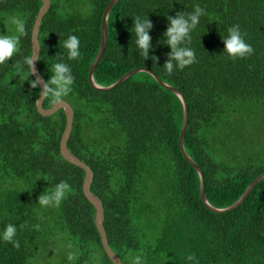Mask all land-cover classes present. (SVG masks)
<instances>
[{
	"label": "trees",
	"instance_id": "16d2710c",
	"mask_svg": "<svg viewBox=\"0 0 264 264\" xmlns=\"http://www.w3.org/2000/svg\"><path fill=\"white\" fill-rule=\"evenodd\" d=\"M110 1L50 0L37 65L45 81L58 62L75 77L64 98L74 113L67 147L93 173L90 191L102 202L110 248L122 264H134L136 257L140 264H264V178L236 209L211 212L202 203L198 174L179 148V98L147 72L107 92L90 86ZM41 5L0 2V35H15L11 17L23 19L27 33L19 51L0 65V231L14 224L20 245L0 238V264H112L94 225L95 209L82 191L84 171L60 155L64 113L43 117L36 110L40 90L30 85L34 78L25 58H31ZM197 5L205 15L188 45L197 62L168 75L167 17L191 14ZM137 16L153 24L147 60L135 43ZM237 24L254 53L232 60L223 39ZM71 35L80 40L77 60H69L63 47ZM138 68L183 94L189 111L184 148L203 173L206 199L218 209L234 204L264 173V0H118L93 79L107 87ZM42 106L50 108V99ZM61 181L71 189L61 204L39 205L38 196ZM54 242L64 243L58 262L48 252Z\"/></svg>",
	"mask_w": 264,
	"mask_h": 264
},
{
	"label": "clouds",
	"instance_id": "9594fccd",
	"mask_svg": "<svg viewBox=\"0 0 264 264\" xmlns=\"http://www.w3.org/2000/svg\"><path fill=\"white\" fill-rule=\"evenodd\" d=\"M205 15V11L199 5L195 6L191 14L177 12L174 17L168 16V26L163 33L166 37V45L171 49L167 53V60L164 68L168 75H172L175 69L183 70L185 67L196 63V55L194 50L189 47L192 37L191 32L197 27L201 16ZM10 23L15 25V35H0V65L7 63L19 51L21 38L25 36V21L18 17H11ZM133 28L136 36V45L140 49V54L144 60L149 59V52L152 48V37L149 30L153 28L152 22L146 18L141 19L137 16L133 20ZM228 35L223 39L224 52L232 59H244L254 53L253 47L248 44L241 31L240 26L234 25L227 29ZM69 60H77L80 58V40L77 36H69L63 43ZM155 60L157 57L153 56ZM152 58V57H151ZM36 58H25V63L31 69H34ZM75 77L72 74L71 67L66 63H55L52 66V75L50 79L44 81L37 77L30 84L32 88H39L40 97L49 98L52 105L64 102V98L72 91V85ZM70 185L61 181L54 190L48 193H41L37 198V203L42 207H58L66 198L70 191ZM17 227L8 223L4 229L0 231V238L5 242L11 243L13 247L19 248V241L15 239ZM69 259H73L69 256ZM189 259H192L190 256ZM134 264H140V257H136Z\"/></svg>",
	"mask_w": 264,
	"mask_h": 264
},
{
	"label": "water",
	"instance_id": "95a60500",
	"mask_svg": "<svg viewBox=\"0 0 264 264\" xmlns=\"http://www.w3.org/2000/svg\"><path fill=\"white\" fill-rule=\"evenodd\" d=\"M3 1H7V0H0V2H3ZM39 1H41L42 5H41V8L39 9V11L36 15V18H35V21H34V24L32 27V31H31V51H32L31 57L34 56L37 60L35 62L34 69H31L30 67H29V69H30V72H31L34 79H36L37 77L42 78V76L40 75V73L38 72V69H37L38 58H39V53H40L38 34H39L40 25H41V22L43 20V17L50 8V0H39ZM117 2H118V0H111L110 3L105 8L104 13H103V18L101 21L100 48H99V51H98L96 58L94 59L92 65L89 69L88 80H89L90 86L97 91L107 92V91H110V90L114 89L115 87L119 86L120 84H122L126 80H128L135 73L147 72L159 85L165 87L166 89H168L172 93H174L179 98V100L183 106V110H184L183 121H182V126H181V130H180V135H179V148H180L181 154L184 157V159L194 168V170L198 174L199 182H200V197H201L202 203L205 205V207L208 210H210L211 212H214V213H226V212H229V211L236 209L249 196V194L252 192V190L255 188V186L259 183V181H261L264 178V173L257 176L251 182V184L247 187V189L244 191V193L241 195V197L231 206H229L227 208H223V209H218V208H215L212 205H210L206 199L205 183H204L203 173H202L201 169L199 168V166L194 162V160L187 154V152L184 148V136H185V132H186L187 125H188L189 111H188L187 102H186L183 94L178 89L164 83L161 79L158 78V76L154 72H152L148 69H144V68H138V69L131 70L130 72H128L127 74L122 76L119 80H117L115 83H113L107 87H102V86L95 83V81L93 79V73H94V70H95L96 66L98 65V62L100 61V59H101V57L105 51V48H106L107 18H108V15H109L111 8ZM44 99L45 98L42 99V97H40V94H39V96L37 97L36 102H35L36 110L41 116H43V117L52 116L53 114H55L59 110H62L64 113L65 127H64L63 133H62L61 138H60V143H59L60 155L65 161L69 162L70 164L78 166L79 168H81L84 171L82 191H83L85 198L92 204V206L95 209L94 225H95V227H96V229L100 235L103 250L106 253L109 260L112 262V264H122L121 259L118 257V255L116 253H114L112 251V249L110 248V246L108 244L106 232H105L104 227H103L104 209H103L102 202L100 201V199L96 195H94L90 191V184H91L92 179H93V173H92L90 167L88 165H86L84 162H82L77 156H75L67 147V142L69 140V137L71 134V129H72V124H73V115H74L73 109L65 101L60 103V104L54 105V106L52 105L50 108L45 109L42 106Z\"/></svg>",
	"mask_w": 264,
	"mask_h": 264
},
{
	"label": "rangeland",
	"instance_id": "374dc122",
	"mask_svg": "<svg viewBox=\"0 0 264 264\" xmlns=\"http://www.w3.org/2000/svg\"><path fill=\"white\" fill-rule=\"evenodd\" d=\"M63 247H64V243H60V242H54L53 243V245L51 246V249H49V251H48L49 253L53 254V258H52L51 261H55V262L59 261L58 260V255L59 254H62V255L64 254V251H63L64 249H62ZM97 255H98V258H99V256H101L102 254H101V252H98ZM69 256H67L68 259H69ZM46 260H48V257L46 258Z\"/></svg>",
	"mask_w": 264,
	"mask_h": 264
}]
</instances>
